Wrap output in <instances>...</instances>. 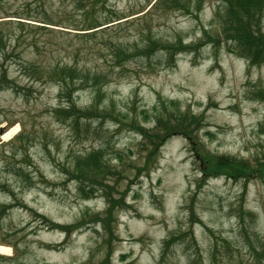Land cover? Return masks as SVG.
Listing matches in <instances>:
<instances>
[{
  "label": "rangeland",
  "instance_id": "374dc122",
  "mask_svg": "<svg viewBox=\"0 0 264 264\" xmlns=\"http://www.w3.org/2000/svg\"><path fill=\"white\" fill-rule=\"evenodd\" d=\"M179 1L180 9L146 18L163 45L181 40L196 47L165 68L159 55L115 66L108 54L111 43L139 45L146 19L114 23L94 40L69 30L83 27L88 15L100 23L128 16L145 0H0V17L10 11L53 24L12 25L19 29L10 36L17 50L0 60L7 81L0 87V246L11 249L10 256L0 254V264H264V176L202 184L192 148L181 136L162 146L153 168L138 171L141 139L127 124L153 127L148 111L158 100L202 115L197 136L206 151L251 162L264 156V102L256 99L264 92V67L247 69L225 46L215 47L221 41L213 21L217 0H201L199 13L198 0ZM52 63L109 76L99 107L105 117L65 120L55 114L58 87L31 79ZM89 99L87 92L76 93V109L85 111ZM120 114L124 124L116 125L111 119ZM12 127L19 130L9 134ZM97 148L111 171L103 185L113 189L99 187L102 196L83 201L67 173H73L76 155ZM108 193L122 202L110 231L95 223L106 217ZM51 222L81 226L67 234ZM171 234L177 242L161 258Z\"/></svg>",
  "mask_w": 264,
  "mask_h": 264
},
{
  "label": "trees",
  "instance_id": "16d2710c",
  "mask_svg": "<svg viewBox=\"0 0 264 264\" xmlns=\"http://www.w3.org/2000/svg\"><path fill=\"white\" fill-rule=\"evenodd\" d=\"M218 5L213 13V21L216 22L219 29L220 44L215 47L222 49L224 46L229 54L244 60L247 63V69L254 67H264V0H217ZM201 0H198V7L195 12H200ZM182 3L179 0H145V3L136 12H131L130 15L120 17L115 15L113 19H107L104 23L98 22L89 15L86 17V23L80 29L73 30L75 37L80 35V38L94 40L96 33L100 30L107 29L116 23L117 25L128 22L129 17L132 19H146L148 16L157 10L167 12L173 9H180ZM188 9V8H187ZM4 17H0V60L7 61L17 50V41L12 46L10 36L13 30H19L25 27L23 20L35 21L40 24H48L43 19H35L27 16L26 18L17 17V13L4 11ZM11 18H16L17 21ZM6 19V20H4ZM144 22V30L146 37L142 39L139 45L133 47H124L115 43H111L107 48L109 55L115 59V66L131 61L136 58L150 59L154 55L161 56L164 61L162 64L165 68L174 67L177 57L186 50L196 49L182 44L179 40L175 44L163 45L153 35H151L148 21ZM28 24V23H27ZM18 28H15L14 26ZM1 27L5 30H2ZM104 27V28H102ZM47 27L37 26V30H42ZM22 31V30H20ZM70 33V32H67ZM81 33V34H79ZM52 35L60 34L57 31H51ZM51 52V50H48ZM164 53V55L162 54ZM189 52V51H188ZM191 54L193 52H190ZM162 54V55H161ZM197 57H193V61ZM162 65V66H163ZM2 69L0 78V87L5 84L6 77ZM30 75H26L29 77ZM107 74L97 71L85 70L83 67L77 65L52 63L40 68L38 77L32 76L33 81L44 80L46 83H54L58 87V94L60 97V107L56 110L57 114L62 119H100L105 117L103 113L99 112L100 104L103 102L104 88L110 83ZM111 78V77H110ZM79 92H87L90 96L89 106L86 110L76 109L75 95ZM257 100L264 102V92L261 91L256 96ZM111 103V102H110ZM65 104L64 107H61ZM89 108V109H88ZM92 112V113H90ZM152 118L145 117L144 120H150L154 123L153 127L146 128L142 124H136L134 121L127 124L130 126L141 139V147L143 152L141 155L142 163L138 167V171H149L154 167L158 160L160 149L162 146L172 138V136H181L185 139L192 148L194 159L199 166L201 174L200 183H204L211 178L225 177L234 181L242 180L244 182L254 176H264V156L258 157V161H246L237 159L234 156H218L206 151L204 145L198 140L197 132L201 128L202 115H195L189 110L181 112L179 103L177 101H169L168 104L159 101L148 111ZM148 113V114H149ZM107 117V116H106ZM125 116L117 115L111 119L116 125L124 124L122 119ZM207 136L214 137V134L207 132ZM104 152L102 148L93 149L85 155H76L73 160V173H67L68 179L76 183L77 191L80 199L88 201L102 196L99 187H107L110 191L113 188L104 186L105 176L111 173L110 168L104 161ZM256 162V163H255ZM199 163V164H198ZM109 193L106 197L107 208L104 216H98L96 222H102L104 227L110 231V222L113 220L114 213L120 208L122 202L118 199H113ZM264 209V206H262ZM99 215V214H97ZM247 215H251L247 213ZM241 217V216H240ZM243 217L240 218L242 220ZM52 229H59L67 234L74 233L79 229L81 223L72 226H63L51 222ZM66 228V229H64ZM64 229V230H62ZM73 229V230H72ZM72 231V232H71ZM178 236L169 235L162 244L161 255L163 258L168 250L175 244ZM124 258V257H123Z\"/></svg>",
  "mask_w": 264,
  "mask_h": 264
},
{
  "label": "bare ground",
  "instance_id": "6f19581e",
  "mask_svg": "<svg viewBox=\"0 0 264 264\" xmlns=\"http://www.w3.org/2000/svg\"><path fill=\"white\" fill-rule=\"evenodd\" d=\"M3 126H4V124H3ZM18 130H19V129H17L16 127H12V128H10V130H9L8 133H9V134H10V133H15V132H17ZM10 252H11L10 247L0 246V254H1V255L6 254V255L10 256V255H11Z\"/></svg>",
  "mask_w": 264,
  "mask_h": 264
}]
</instances>
